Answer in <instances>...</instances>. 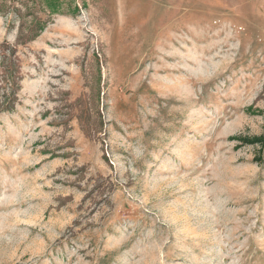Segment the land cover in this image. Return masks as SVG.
Masks as SVG:
<instances>
[{"label":"rangeland","instance_id":"obj_1","mask_svg":"<svg viewBox=\"0 0 264 264\" xmlns=\"http://www.w3.org/2000/svg\"><path fill=\"white\" fill-rule=\"evenodd\" d=\"M0 264H264V0H0Z\"/></svg>","mask_w":264,"mask_h":264},{"label":"trees","instance_id":"obj_2","mask_svg":"<svg viewBox=\"0 0 264 264\" xmlns=\"http://www.w3.org/2000/svg\"><path fill=\"white\" fill-rule=\"evenodd\" d=\"M262 140H263V138H255V139H252V140H247V139H245V140H243V142L244 143H253V144H255V143H260V142H262Z\"/></svg>","mask_w":264,"mask_h":264}]
</instances>
